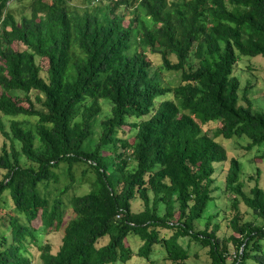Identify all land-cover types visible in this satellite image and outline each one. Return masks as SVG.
Masks as SVG:
<instances>
[{
    "label": "trees",
    "instance_id": "16d2710c",
    "mask_svg": "<svg viewBox=\"0 0 264 264\" xmlns=\"http://www.w3.org/2000/svg\"><path fill=\"white\" fill-rule=\"evenodd\" d=\"M91 1L0 0V264H32L31 246L42 264L132 255L154 264V245L165 261L195 264L191 242L210 264H264L261 172L245 192L242 161L216 140L244 136L240 147L261 148L253 160L264 159V110L236 72L243 56L264 57V0ZM148 52L159 57L154 69ZM163 72H179L178 84ZM75 164L86 166L80 178L90 172V188L70 197L74 216L53 249L40 238L64 222ZM61 177L50 198L45 186ZM219 189L230 198L229 235L208 211ZM129 234L141 241L136 251Z\"/></svg>",
    "mask_w": 264,
    "mask_h": 264
},
{
    "label": "rangeland",
    "instance_id": "374dc122",
    "mask_svg": "<svg viewBox=\"0 0 264 264\" xmlns=\"http://www.w3.org/2000/svg\"><path fill=\"white\" fill-rule=\"evenodd\" d=\"M27 2L28 0H22V4H27ZM73 2L81 6H83L84 4L81 2V0H73ZM87 3L90 4V1ZM17 5L18 4L11 2V7H15V8L20 7V5L19 6ZM25 11H27V9ZM14 13H15L16 18H18L19 14L17 13V11H15ZM125 15H126V18L131 17L132 15L131 11L128 10L125 13ZM19 46H21V44H19ZM14 47H15V44H14ZM147 54L150 57L152 69L156 68L159 63V57L154 54H149V52ZM40 63L44 65L45 61L44 60L40 61ZM45 67H46V63H45ZM248 68L250 70H248ZM236 72H237V75L238 74L240 75L241 85L242 86L248 85L250 87L249 94L251 98L254 100V104H253L254 110L256 111L264 110V57L256 56V57L249 58V57L243 56L238 61ZM179 75H180L179 72L161 73L163 81L169 83L170 85L178 84L180 80ZM167 97H170V96L166 95L163 98H167ZM103 108H105V111L103 113L108 112L109 106L104 104ZM0 118L3 121L5 128H7L8 127L7 118H5L2 114H0ZM31 120L34 122V119H31ZM131 121H133V119H131ZM123 128L124 130H128V137L133 134V131L130 130L129 125H126ZM95 129H96V133H95V138H96L98 136L99 129L98 127H96ZM216 140L220 142L221 144L225 145L226 148L229 149L230 153H232L233 155H237L239 159L242 161L241 162L242 172L240 174V179L242 180V178L244 177L242 180L244 191L248 192V190L252 186L254 182L253 178L257 176L256 169H259L261 172V175L258 177V180H259L260 186L264 188V173H262V170H264V159L263 161H260L259 159L253 160V157L262 153L263 150L261 148H257L256 146L253 147L251 150H247V151L241 148L240 146L246 145L248 141L247 138L244 136L230 140V141H228L229 139H225L222 137H217ZM73 167L75 170L74 186L72 189L68 191L67 194H64L62 197L64 201V222L57 231L52 230L46 236L44 235L40 238L41 242L50 243L53 249H56V247L58 246L60 242V236L62 233L63 225L67 222V220H69L71 217L74 216V213L72 211V207L70 204V197H72L75 194L77 195L84 194L90 188V185L88 183L92 179L90 172H87L86 175L83 176V178H80L82 177L80 171L82 168H85L86 166L84 164H75ZM225 167H226V163L223 166L222 164L220 166H217L216 172L214 175L218 177L219 176L223 177L224 172H221V171L222 169H225ZM2 173L3 172L0 170V178L2 176ZM249 175H252V179H248ZM63 183H64V180L61 177L58 183L53 182L52 184L45 186V193L49 192L51 195L50 196L48 195V196L50 198L54 197L58 193L59 189L62 188ZM215 185L222 186L223 185L222 180L217 179L215 181ZM213 195L215 199L213 203H211V206L208 209V211L211 214L219 211L218 216L213 219V222H216L218 220L221 221V229L219 231V235H222V234L229 235L231 233V230H228L226 228V220L224 219H227V216H230L232 213V210L230 209V198L227 196V194H224L221 189L214 191ZM9 204H10V200L7 197L6 208L1 214H4L6 210H8L7 206H9ZM131 204H132L133 209H136V210L141 209V204L139 200L133 199ZM240 208L243 211V216L245 219L254 218L251 211L243 203L240 204ZM204 214H206V211L204 212ZM39 223H40L39 218H36L32 221V226L37 227ZM169 232H170L169 230L160 229L161 234H168ZM127 239H128L129 246L131 247V249L133 251H136L137 248L141 244L139 237L133 234H129ZM153 248H154V252L150 255V259H153L155 261L154 264H173L171 262L164 260L165 251L162 247H160L159 245H154ZM229 248L231 250L230 253L233 254V247L231 244H229ZM29 251H30V255H32L31 263L32 264H42L40 257H39V251L37 250V248L35 246H31L29 248ZM189 253H190V258L188 259L189 262H193L195 264H210V259L208 258L206 249L201 248L197 243L191 242ZM231 258L232 257H229V259ZM146 263H147V260L145 258L139 257L137 255H132L131 258L124 264H146Z\"/></svg>",
    "mask_w": 264,
    "mask_h": 264
},
{
    "label": "clouds",
    "instance_id": "9594fccd",
    "mask_svg": "<svg viewBox=\"0 0 264 264\" xmlns=\"http://www.w3.org/2000/svg\"><path fill=\"white\" fill-rule=\"evenodd\" d=\"M97 1H100V0H97ZM97 1H96V2H97ZM93 2H94V1L92 0L91 3H93Z\"/></svg>",
    "mask_w": 264,
    "mask_h": 264
},
{
    "label": "built area",
    "instance_id": "2783aa9c",
    "mask_svg": "<svg viewBox=\"0 0 264 264\" xmlns=\"http://www.w3.org/2000/svg\"><path fill=\"white\" fill-rule=\"evenodd\" d=\"M94 2H96L97 0H93Z\"/></svg>",
    "mask_w": 264,
    "mask_h": 264
}]
</instances>
